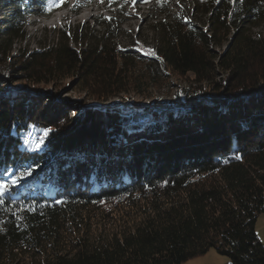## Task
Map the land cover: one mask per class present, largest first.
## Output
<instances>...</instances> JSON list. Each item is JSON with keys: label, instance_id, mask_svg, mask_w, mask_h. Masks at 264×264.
Wrapping results in <instances>:
<instances>
[{"label": "trees", "instance_id": "obj_1", "mask_svg": "<svg viewBox=\"0 0 264 264\" xmlns=\"http://www.w3.org/2000/svg\"><path fill=\"white\" fill-rule=\"evenodd\" d=\"M193 3L201 17L153 25L154 55L117 45L113 20L14 54L23 9L0 21V264H183L210 249L264 264V0ZM11 80L72 82L101 104L161 97L48 107Z\"/></svg>", "mask_w": 264, "mask_h": 264}, {"label": "rangeland", "instance_id": "obj_2", "mask_svg": "<svg viewBox=\"0 0 264 264\" xmlns=\"http://www.w3.org/2000/svg\"><path fill=\"white\" fill-rule=\"evenodd\" d=\"M58 2L63 4L57 10L45 12L44 3L46 0H0V21L6 19L5 15L10 9H23L21 25L25 36L15 40L14 54L42 50L52 46L58 41L59 35L63 31L71 38L73 35L81 37L83 30L88 33H94L97 30L103 31L109 25L100 24V20H104L105 23L113 20L109 27H112L114 33L116 32L118 35L115 39L117 45L135 47L144 54H155L156 32L153 25L156 22L181 11L187 18L201 17L200 14L195 13L193 0H162L161 3H158L157 0H149V2H145V0H134V2L133 0H59ZM255 31L262 33L264 27L257 28ZM70 44L79 46L72 39ZM174 83L177 89L187 86L184 81L176 78ZM8 87L10 95L17 96L25 93L34 97L40 96L48 100V107L54 105L56 101H61L77 109L83 106L99 105L132 106L140 110L147 102L153 107H159L156 97H161L160 93L155 92L156 97L147 101L143 97L131 93L113 98L108 104H101L85 92L77 91L74 84L68 81L63 87H55L53 84L34 85L11 80L8 82ZM171 98L170 95L168 100L170 101ZM55 160L56 155L50 156L46 165H53ZM210 250V252L192 258L183 264H224L230 261L227 256L218 253L215 249Z\"/></svg>", "mask_w": 264, "mask_h": 264}, {"label": "snow or ice", "instance_id": "obj_3", "mask_svg": "<svg viewBox=\"0 0 264 264\" xmlns=\"http://www.w3.org/2000/svg\"><path fill=\"white\" fill-rule=\"evenodd\" d=\"M133 2H134V0H133ZM145 2H149V0H145ZM157 2H158V3H161L162 0H157ZM56 6H58V5H56ZM74 6H78V5H74ZM50 10H51V9H49V11H50ZM152 54L154 55V53H152ZM48 131H50V130H46L45 135H47V132H48ZM39 146H40V144L37 143L36 147H39ZM239 158H240V157L237 156V159H239ZM25 174H28L27 171H26L25 173H21V174H20V177H17V179L12 180V184H13V185L16 184V183L18 182V180H19L20 178H22ZM9 190H10V189H9V186H8L7 184L0 183V197L4 196Z\"/></svg>", "mask_w": 264, "mask_h": 264}, {"label": "crops", "instance_id": "obj_4", "mask_svg": "<svg viewBox=\"0 0 264 264\" xmlns=\"http://www.w3.org/2000/svg\"><path fill=\"white\" fill-rule=\"evenodd\" d=\"M256 230H257V233L261 239V241L264 243V212L261 213L256 221ZM211 250H209L208 252H210ZM207 252V253H208ZM212 254H215V253H212ZM229 262H225L224 264H229ZM186 264H189V263H186Z\"/></svg>", "mask_w": 264, "mask_h": 264}, {"label": "water", "instance_id": "obj_5", "mask_svg": "<svg viewBox=\"0 0 264 264\" xmlns=\"http://www.w3.org/2000/svg\"><path fill=\"white\" fill-rule=\"evenodd\" d=\"M232 39H233V37H232Z\"/></svg>", "mask_w": 264, "mask_h": 264}]
</instances>
